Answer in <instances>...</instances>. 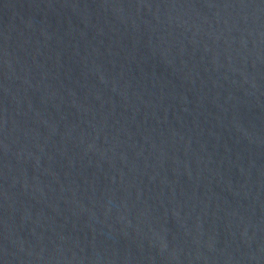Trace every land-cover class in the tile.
Returning a JSON list of instances; mask_svg holds the SVG:
<instances>
[{"label":"water","instance_id":"95a60500","mask_svg":"<svg viewBox=\"0 0 264 264\" xmlns=\"http://www.w3.org/2000/svg\"><path fill=\"white\" fill-rule=\"evenodd\" d=\"M0 264H264V0H0Z\"/></svg>","mask_w":264,"mask_h":264}]
</instances>
